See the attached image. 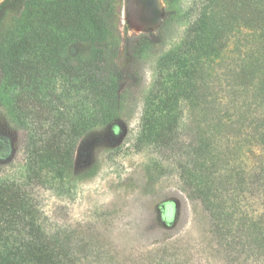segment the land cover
<instances>
[{"label":"trees","instance_id":"16d2710c","mask_svg":"<svg viewBox=\"0 0 264 264\" xmlns=\"http://www.w3.org/2000/svg\"><path fill=\"white\" fill-rule=\"evenodd\" d=\"M163 1L157 31L123 41L127 73L109 64L120 38L108 6L0 2V115L26 134L28 173L26 183L0 181V264H100L89 239L45 226L27 183L64 182L74 173L81 141L110 134L149 55L158 58L139 150L150 146L172 165L200 207L202 264H264V159L251 171L240 160L247 144L264 154V0H202L180 42L165 52L183 16L180 0ZM230 44L233 55L217 64ZM148 177L155 183L154 173ZM171 238L159 263L192 264Z\"/></svg>","mask_w":264,"mask_h":264},{"label":"rangeland","instance_id":"374dc122","mask_svg":"<svg viewBox=\"0 0 264 264\" xmlns=\"http://www.w3.org/2000/svg\"><path fill=\"white\" fill-rule=\"evenodd\" d=\"M94 1L98 7L108 6L113 12L120 42L109 64L127 73L123 41L138 34L155 33L166 5L163 0ZM202 3L180 0L183 18L170 28L164 52L180 42ZM232 48L230 44L216 63L232 56ZM157 58L149 55L142 60L139 87L125 99L110 134L90 133L81 141L75 171L66 181L27 183L45 226L74 230L89 239L100 264H160L163 240L167 237H172L170 242L183 258L188 257L192 264L204 263L205 225L200 207L187 197L172 165L162 163L150 146L140 150L137 146L143 104L155 78ZM181 108L183 126L188 123V113L184 104ZM26 148L25 132L15 129L0 115V181L27 182ZM263 159V151L254 144L241 150L240 160L248 171ZM149 173L157 176L155 183L149 182ZM94 260L90 259V263Z\"/></svg>","mask_w":264,"mask_h":264},{"label":"bare ground","instance_id":"6f19581e","mask_svg":"<svg viewBox=\"0 0 264 264\" xmlns=\"http://www.w3.org/2000/svg\"><path fill=\"white\" fill-rule=\"evenodd\" d=\"M158 3H160V0H156ZM161 5V4H160ZM158 8V7H157ZM123 15V14H122Z\"/></svg>","mask_w":264,"mask_h":264}]
</instances>
